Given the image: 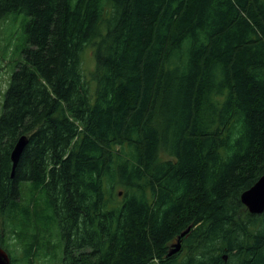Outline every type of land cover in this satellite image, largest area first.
Returning a JSON list of instances; mask_svg holds the SVG:
<instances>
[{"label": "trees", "instance_id": "trees-1", "mask_svg": "<svg viewBox=\"0 0 264 264\" xmlns=\"http://www.w3.org/2000/svg\"><path fill=\"white\" fill-rule=\"evenodd\" d=\"M11 14L26 16L0 115L11 264H264V212L241 200L264 174V0H0Z\"/></svg>", "mask_w": 264, "mask_h": 264}, {"label": "rangeland", "instance_id": "rangeland-1", "mask_svg": "<svg viewBox=\"0 0 264 264\" xmlns=\"http://www.w3.org/2000/svg\"><path fill=\"white\" fill-rule=\"evenodd\" d=\"M25 14H11L5 19L0 21V115L3 111V104L5 98V92L9 86L12 73L19 62H24L23 48L26 47L25 43V32L23 29V21H25ZM82 68L85 75V79L90 85H93L91 79L92 73L95 70V58H94V47L89 45L86 51L82 55ZM40 209L43 206V202L39 200ZM23 206L24 201H20ZM29 214V213H28ZM42 225L47 229L46 232L41 235V242L46 246L47 253L52 254L58 243V228L52 219V213H42ZM41 214V215H42ZM40 215V216H41ZM32 216L31 223H37L38 217L36 214H29L27 217L30 219ZM10 246L13 250V255L20 258L23 254L21 246H16L15 240H9ZM45 251V250H44ZM43 253V251H42ZM36 264H60L54 259H48L41 257L37 260Z\"/></svg>", "mask_w": 264, "mask_h": 264}, {"label": "water", "instance_id": "water-1", "mask_svg": "<svg viewBox=\"0 0 264 264\" xmlns=\"http://www.w3.org/2000/svg\"><path fill=\"white\" fill-rule=\"evenodd\" d=\"M27 143L28 137L26 135L21 136L12 152V175L15 172L16 166ZM119 194L121 195L122 192H120ZM241 200L243 204L246 205L250 213L262 214L264 212V174L251 187L246 189L241 194ZM190 228L191 227H188L177 237V241L171 245L168 256H172L182 249V238L186 236ZM226 258L227 257L225 256V259ZM0 264H11V257L7 250H5L3 247H0Z\"/></svg>", "mask_w": 264, "mask_h": 264}]
</instances>
